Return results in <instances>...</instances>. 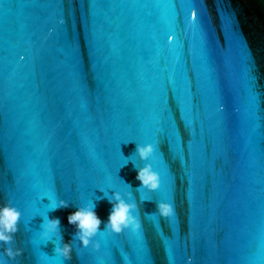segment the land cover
<instances>
[{"label":"water","instance_id":"obj_1","mask_svg":"<svg viewBox=\"0 0 264 264\" xmlns=\"http://www.w3.org/2000/svg\"><path fill=\"white\" fill-rule=\"evenodd\" d=\"M105 192L145 198L141 230L55 256L43 217L68 242L76 207L107 219ZM4 201L22 214L6 264H264V0H0ZM160 201L173 217L144 215Z\"/></svg>","mask_w":264,"mask_h":264},{"label":"clouds","instance_id":"obj_2","mask_svg":"<svg viewBox=\"0 0 264 264\" xmlns=\"http://www.w3.org/2000/svg\"><path fill=\"white\" fill-rule=\"evenodd\" d=\"M154 152L152 143L136 144L135 155L141 161H149ZM135 168V165H134ZM135 179L139 181L138 189L146 192H155L160 187V176L153 169L151 163H145L143 167L135 168ZM111 206L107 219L101 220L95 211V203L89 202L83 207H76L74 211L67 214L66 219L69 225L74 226L73 238L68 242H64L60 233L59 217L49 218L47 215L43 217L40 226V237L44 243L51 242L55 256L67 261L72 258L73 242L78 241L81 248H89L93 252L99 251L100 243L94 238L101 231L110 234L120 235L125 231L132 233L141 230V219L139 218L140 204L145 198L139 195L138 200H133L130 192H125L123 196L120 192H112L109 197L108 193L103 194ZM49 209L57 210L68 207L67 201L63 199L48 198ZM158 215L160 219L167 220L175 215V209L172 203L156 202L155 211L152 213H144L145 216ZM21 212L10 202L4 201L0 203V264H6L7 260H15L22 255L23 249L13 246L14 236L19 230L18 225L21 219ZM103 223V229L100 226ZM48 255L40 252L37 257V264ZM123 264H128V256L122 253ZM191 257H189V264Z\"/></svg>","mask_w":264,"mask_h":264}]
</instances>
